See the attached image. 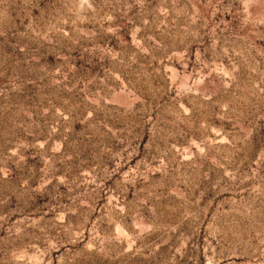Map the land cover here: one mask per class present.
Here are the masks:
<instances>
[{
	"label": "rangeland",
	"instance_id": "1",
	"mask_svg": "<svg viewBox=\"0 0 264 264\" xmlns=\"http://www.w3.org/2000/svg\"><path fill=\"white\" fill-rule=\"evenodd\" d=\"M0 264H264V0H0Z\"/></svg>",
	"mask_w": 264,
	"mask_h": 264
}]
</instances>
